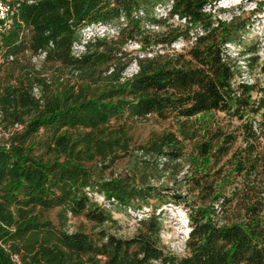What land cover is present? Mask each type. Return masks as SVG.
<instances>
[{
    "label": "trees",
    "instance_id": "obj_1",
    "mask_svg": "<svg viewBox=\"0 0 264 264\" xmlns=\"http://www.w3.org/2000/svg\"><path fill=\"white\" fill-rule=\"evenodd\" d=\"M3 1L15 12L0 33V264H264V81L238 82L225 52L261 64L251 23L215 17L217 0ZM99 23L119 35L73 54ZM151 117L173 129L135 143L132 123ZM120 158L128 168L109 174ZM167 206L187 212L182 256L162 244ZM115 214L136 219L134 235L114 231Z\"/></svg>",
    "mask_w": 264,
    "mask_h": 264
},
{
    "label": "rangeland",
    "instance_id": "obj_2",
    "mask_svg": "<svg viewBox=\"0 0 264 264\" xmlns=\"http://www.w3.org/2000/svg\"><path fill=\"white\" fill-rule=\"evenodd\" d=\"M208 12H211L215 17L221 21L228 22L231 19V13L235 12L240 16L241 20H245L250 24L249 40L246 46L252 44H258L260 56V63L252 68H250V74L260 81H264V75L261 71V65L264 63V0H217L211 6L208 7ZM220 10H223L220 11ZM162 8L156 9L157 16H161ZM139 47L137 43H129L126 45L128 51H134L132 54H136L135 50ZM238 47V46H237ZM177 50V49H175ZM241 49L236 47H229L230 57L242 65L243 60L241 54ZM240 61V62H239ZM134 64L130 65L126 72L131 74L134 70ZM242 69V68H241ZM218 116V115H217ZM220 118H224L223 114H219ZM230 118L225 117L222 124L227 125ZM237 120H232V124H236ZM166 129H173L172 124L169 121H160L154 117L148 118L146 120H139L132 123L131 133L134 137L135 143L144 142L147 137L153 132H162ZM129 161L128 158H120L116 160L108 168V173H121L128 168ZM188 165L186 164L185 169L187 170ZM51 218L55 223H59V218L57 216V211L50 213ZM115 218L118 220V230L119 236L128 237L134 235L137 224L136 219L127 217L123 214H115ZM162 219L164 224V229L161 234L162 244L165 248L176 255L182 256L186 254L184 242L189 231V222L187 218L186 209L183 206L178 207H165V211L162 213ZM83 220L81 218H74L71 215L67 222V228L73 230L74 227L80 224Z\"/></svg>",
    "mask_w": 264,
    "mask_h": 264
},
{
    "label": "built area",
    "instance_id": "obj_3",
    "mask_svg": "<svg viewBox=\"0 0 264 264\" xmlns=\"http://www.w3.org/2000/svg\"><path fill=\"white\" fill-rule=\"evenodd\" d=\"M212 4L207 5L206 10L208 11V7L211 6ZM158 9L162 8V17L167 16V10L163 7H157ZM15 12V9H13L9 3L4 2L3 0H0V33L7 32L11 29L13 25V14ZM142 13V12H140ZM160 16V17H161ZM174 20L176 22H179V17L175 16ZM182 21H185V19H182ZM199 34L203 35V32L198 30ZM120 33V26L117 24H112V23H99V24H91L89 26L84 27L81 30V34L79 37L78 41H75L72 46V52L76 56H81L87 51V43L89 40H92L94 38H106V39H111L114 37H117ZM195 39V38H194ZM193 39V40H194ZM192 43V41H191ZM190 44V43H189ZM188 43H186L184 40H179L173 45V51H181ZM237 47V45L232 43H226L225 44V52L226 55L230 57L231 53H229V47ZM177 49V50H175ZM240 49V48H239ZM44 57V54L42 58ZM230 59H232L230 57ZM229 60V58H228ZM234 61V60H233ZM240 62V61H239ZM243 63L241 65V73L237 76V81L240 83L252 85L256 82V79L250 74V71L248 67L246 66V62L244 60H241ZM134 70L132 71L131 74H128L126 71L124 73V78L131 77L133 74L137 73L138 71V65L134 64ZM102 200V199H101ZM148 211L149 209L146 208ZM139 217H142V214H138ZM17 258V257H15Z\"/></svg>",
    "mask_w": 264,
    "mask_h": 264
}]
</instances>
